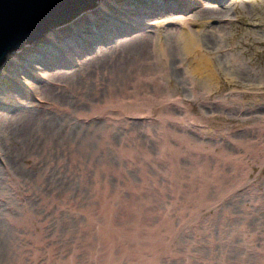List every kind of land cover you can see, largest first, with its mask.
I'll return each instance as SVG.
<instances>
[{
    "label": "rangeland",
    "instance_id": "rangeland-1",
    "mask_svg": "<svg viewBox=\"0 0 264 264\" xmlns=\"http://www.w3.org/2000/svg\"><path fill=\"white\" fill-rule=\"evenodd\" d=\"M179 1L136 0L132 6L111 0L103 6L105 17L114 13L118 19L88 17L82 27L69 24L61 35L50 29L43 41L24 43L5 56L0 65V264H264V0H187L195 4L189 8ZM142 13L144 18L137 19ZM188 17L189 24L178 22ZM183 28L196 31L208 66L204 72L189 68L191 57L179 38ZM142 33V51L134 58L124 51L125 63L105 49ZM96 47L101 57L89 59ZM136 59L148 63L139 68L152 71V82L143 79L136 86L126 78L127 66ZM98 76L103 79L95 92L92 80ZM57 80L63 84L54 86ZM112 85L117 91L108 90ZM107 97L117 99L105 105L102 115L73 120L77 113H90L96 101L104 105ZM50 103L69 107V114L54 113ZM38 111L52 115L44 116L49 130L60 121H75L70 133L60 130L66 136L53 129L49 136L56 137L54 145L72 142L78 158L63 156L56 147L31 166L49 143L25 149L19 127ZM57 159H65L60 169L67 178H60ZM49 161L54 163L50 168ZM45 169L48 179L54 177V197L39 188L36 175ZM20 181L26 184L19 186ZM15 185L32 189L35 196L19 198L20 192L10 191Z\"/></svg>",
    "mask_w": 264,
    "mask_h": 264
},
{
    "label": "bare ground",
    "instance_id": "bare-ground-1",
    "mask_svg": "<svg viewBox=\"0 0 264 264\" xmlns=\"http://www.w3.org/2000/svg\"><path fill=\"white\" fill-rule=\"evenodd\" d=\"M110 1L111 0H98V1H96L95 2V5L92 7V8H89V9H87V10H85L84 11V13H83V15H81V16H79V17H77V18H75L74 20H70L71 22H69L68 24L66 23L65 25H63V26H61L60 24L59 25H57V27H55V28H53V30L55 31V32H57V34L59 35L60 33H64V32H66L69 28L67 27V25H69V24H71L73 27H76V29L79 27V26H81L82 27V25L80 24V23H83V21H86L85 19L86 18H92V19H94L95 17L97 18V19H99V18H101V16H102V18L100 19V20H102V22H104L105 20H109V19H112L111 21H114V20H116V19H118L117 17H116V15H114V13H113V15H112V13L110 14L109 13V15H108V17L109 18H106L105 17V15H107L108 14V11H107V8L106 7H103V6H107L108 4H110ZM113 1V0H112ZM128 2H129V4H131L132 6L133 5H137V3H136V0H127ZM138 1V0H137ZM161 1H163V0H161ZM164 1H166V2H170V5L171 4H174V2L175 1H177V0H164ZM98 2V3H97ZM179 2H182V3H186V5H182L183 7H186V8H189L191 5L192 6H194L195 4L193 3V4H188V2H187V0H180ZM149 3V2H148ZM196 4L198 3V2H195ZM112 4V3H111ZM142 4V3H141ZM143 5V4H142ZM201 5V4H200ZM203 12L205 11V9H203L202 10ZM124 13H127V12H124ZM124 13H122L123 15H124ZM140 13V12H139ZM144 13V12H143ZM143 13H142V15H138V17H137V19H141V17L142 18H144V16H143ZM212 14L213 15H215V16H217V13H215L214 14V11L212 12ZM163 17V16H162ZM192 17V16H191ZM136 18V17H135ZM136 19V20H137ZM128 20H130L131 22L133 21L131 18H129ZM142 20V19H141ZM180 21H178L180 24H182V25H187V24H189V21L190 20H192L190 17H188V18H185V19H179ZM92 21V20H91ZM127 21V20H126ZM148 22V21H147ZM96 23V22H95ZM134 23V22H133ZM64 26H66V27H64ZM84 26V25H83ZM80 27V29H82ZM159 28V27H158ZM162 28V27H161ZM67 29V30H66ZM131 29V28H130ZM142 29V28H141ZM98 31V29L96 28V32ZM143 31V30H142ZM147 31V30H146ZM145 31V32H146ZM151 31V30H150ZM149 31V33H151ZM158 31V30H157ZM51 35L54 33L52 30H51ZM99 33V32H98ZM135 33V32H134ZM116 34V33H115ZM115 34H113V35H115ZM195 34H196V31L195 32H191V30H189V29H187V28H183V30H181V31H179V38H180V40H181V43H182V45H183V48H184V52L187 54V56H188V58H190L189 59V68H190V70H191V72L192 73H200L201 71H203L204 72V70L208 67L207 66V61H206V59L201 55V50H200V43H199V41L194 37L195 36ZM61 35V34H60ZM118 35V34H117ZM144 37H145V34L144 33H142V34H138L137 36H135V38H133V39H131L130 41H126V42H123V41H112L111 42V45H108L107 47H105V49L106 50H109L110 52H112L113 53V55L114 54H117V55H119V59H121L122 61H124L123 60V55H125L126 54V52L124 53V51H129L130 53H131V55H130V58L132 57V58H134L133 56H135V54L136 53H138V51L140 50V48H141V44H143V42H144ZM117 38V37H116ZM115 40V39H114ZM146 40V39H145ZM101 41V40H100ZM103 41H104V39H103ZM110 41V40H109ZM91 42V41H90ZM145 43V42H144ZM147 43V42H146ZM149 43V42H148ZM88 45V44H87ZM104 45V44H103ZM199 45V46H198ZM123 46H125V47H123ZM98 47V46H97ZM96 47V49L95 48H91V49H93L94 50V55L92 56V57H90L89 59H92V58H94L95 59V57L96 56H99V55H96V53H98V52H96V51H98L97 49H99V48H97ZM103 50H105L103 47H101ZM143 48V47H142ZM157 48H158V50L157 51H161V47H160V44L159 43H157ZM139 49V50H138ZM164 49V48H163ZM49 50V49H48ZM92 50V51H93ZM91 51V52H92ZM101 51V50H100ZM140 51H142V50H140ZM10 52H13V51H10ZM10 52H8L5 56L7 57L8 56V54L10 53ZM104 53V52H103ZM14 54V53H13ZM12 54V55H13ZM60 54V53H59ZM111 54V53H110ZM128 54V53H127ZM103 55V54H102ZM105 55V54H104ZM103 55V56H104ZM139 55V54H138ZM161 55V54H160ZM162 55H164V54H162ZM86 56V55H85ZM85 56H83V57H85ZM88 56V55H87ZM103 56H102V59H103ZM142 56V55H141ZM99 57H101V56H99ZM106 57V56H105ZM112 57V56H111ZM144 57V56H143ZM165 57H166V55H165ZM164 57V58H165ZM87 58V57H86ZM85 58V59H86ZM107 58V57H106ZM129 58V57H128ZM161 58V57H160ZM93 59V60H94ZM101 59V60H102ZM105 59V58H104ZM103 59V60H104ZM114 59H116V57H114ZM147 59V58H146ZM83 60H84V58H83ZM100 60V59H99ZM107 60V59H106ZM105 60V61H106ZM85 61V60H84ZM83 61V62H84ZM95 61H97V60H95ZM109 61V60H108ZM111 61V60H110ZM113 61H115V60H113ZM118 61V60H117ZM120 61V60H119ZM147 61H148V59H147ZM77 62V61H76ZM102 62V61H101ZM158 62V61H157ZM10 63V62H9ZM88 63V62H87ZM95 63V62H94ZM93 63V64H94ZM122 63V62H121ZM123 63H125V61L123 62ZM122 63V64H123ZM151 63V62H150ZM58 64V63H57ZM91 64H92V62H91ZM98 64V61H97V63H95V65H97ZM103 64H104V62H103ZM118 64V66H119V63H117ZM127 64V63H126ZM126 64H124V65H126ZM11 65V63L9 64V66ZM67 65V64H66ZM81 65H82V63H81ZM86 65V64H85ZM94 65V66H95ZM114 65H116V64H114ZM148 65V63L146 62V61H144V59H136V61L135 62H133V64H131L130 66H127L128 68H130V70H128L127 69V67H126V70H128V71H125L126 73H128V76L126 77L129 81L131 80V83H134V84H132V85H136V86H138V85H140L141 84V82H144L143 81V79L144 80H146V81H151L152 82V80L150 79V78H152L153 76H154V74H151L152 73V71L151 72H148L147 70V73H145V72H143V71H141L140 70V66H147ZM89 66H90V64H89ZM105 66H106V64H105ZM117 66V65H116ZM121 66V65H120ZM138 66V67H137ZM81 67V66H80ZM88 67V66H87ZM97 67V66H96ZM151 67H153V66H151ZM59 68V67H58ZM89 68V67H88ZM95 68V67H94ZM98 68V67H97ZM111 68V67H110ZM115 68V67H114ZM117 68V67H116ZM150 68V67H149ZM60 69V68H59ZM85 69H87V68H85ZM93 69V68H92ZM122 73H123V65H122ZM80 70V69H79ZM90 70V69H89ZM96 70H98V69H96ZM107 70H109L108 68H107ZM106 70V72H107V74L109 73L108 71ZM118 70H119V67H118ZM117 70V72H119L120 73V71H118ZM125 70V69H124ZM149 70H151V69H149ZM57 71V70H56ZM82 71V70H81ZM94 71V70H93ZM102 71V70H101ZM100 71V72H101ZM110 71V70H109ZM113 71H115L114 69L112 70V73H113ZM155 71V70H154ZM153 71V72H154ZM165 71V70H164ZM54 72H55V69H54ZM77 72H79V71H77ZM85 72V71H84ZM116 72V71H115ZM157 72V71H156ZM161 72V71H160ZM56 73L57 72H55V75H56ZM60 73H62V74H64L65 72H63V71H61ZM73 73H75V72H73ZM72 73V74H73ZM89 73H90V71H89ZM95 73H96V71H95ZM102 73V72H101ZM103 73H105V72H103ZM162 73V72H161ZM58 74V73H57ZM78 74V73H77ZM83 74V73H82ZM82 74H79V75H81L82 76ZM92 74V73H91ZM114 74V73H113ZM125 74V73H124ZM163 74V73H162ZM76 75V74H75ZM87 75V74H86ZM100 75V74H99ZM106 75V74H105ZM109 75V74H108ZM115 75V74H114ZM113 75V76H114ZM122 75V74H121ZM157 75H158V73H157ZM164 75V74H163ZM199 75V74H198ZM197 75V76H198ZM52 76V75H51ZM51 76H47L48 78L49 77H51ZM57 76H62V75H57ZM65 76V75H64ZM81 76L80 77H78V78H80L81 79ZM101 76V75H100ZM100 76H98V77H94V79L92 80V84L94 85V91L96 90V88L98 87V86H101L100 84H102L99 80L101 79V77ZM116 76V75H115ZM67 77H71V76H69V75H66L65 76V78H67ZM107 77H109V76H106L105 78H107ZM111 77V76H110ZM161 77H163V76H161ZM57 78V77H56ZM89 78V77H88ZM112 78V77H111ZM110 78V79H111ZM121 78H122V76H121ZM47 79V78H46ZM90 79V78H89ZM89 79H87L88 81H89ZM103 79V78H102ZM101 79V80H102ZM109 79V78H108ZM114 79H116V78H114ZM118 79H120V78H118ZM133 79V80H132ZM52 80V79H51ZM54 80V79H53ZM73 80V79H72ZM78 80V79H77ZM76 80V81H77ZM83 80V79H82ZM91 80V79H90ZM122 80V79H121ZM125 80V79H124ZM154 80V79H153ZM156 80H157V78H156ZM47 81H48V79H47ZM60 81H62V79L60 80ZM59 80H57L56 82H54L53 83V85L54 86H56L57 85V87H58V85H62V84H59V82H60ZM80 81V80H79ZM84 81V80H83ZM83 81H81V83H83ZM86 81V80H85ZM108 82H109V80H107ZM118 81V80H117ZM117 81H115V82H117ZM145 81V82H146ZM155 81V80H154ZM153 81V82H154ZM114 82V81H113ZM114 82V85L116 84ZM70 83V82H69ZM68 83V84H69ZM80 83V84H81ZM109 83H111L112 84V80H111V82H109ZM123 83V82H122ZM121 83V84H122ZM65 84H66V82H65ZM71 84V83H70ZM74 84V83H73ZM85 84H87V82L85 83ZM120 84V86H118L119 87V89L118 88H115V86H113L112 85V87H110V88H108V90H110V91H117V89L119 90V92L120 91H122V90H124L123 89V85H125V84H122L121 85ZM128 84H129V82H128ZM72 85V84H71ZM70 85V86H71ZM89 85H91V84H89ZM109 85V84H108ZM116 85H119V84H116ZM50 86V85H49ZM79 86H82V85H79ZM86 87H88L87 85H85ZM135 86V87H136ZM143 86V85H142ZM47 87V86H46ZM56 87V88H57ZM61 87V86H60ZM64 87V86H63ZM72 87V86H71ZM104 87V86H103ZM102 87V88H103ZM107 87V86H106ZM121 87V88H120ZM52 88V87H51ZM54 88V87H53ZM79 88V87H78ZM84 88V87H83ZM82 88V89H83ZM99 88V87H98ZM101 88V87H100ZM140 88H142V87H140ZM55 89V88H54ZM58 89V88H57ZM71 89V88H70ZM75 89V88H74ZM76 89H77V85H76ZM81 89V90H82ZM121 89V90H120ZM46 90H48V88L46 89ZM66 90H68L67 88H66ZM101 90V89H100ZM99 90V91H100ZM53 91V90H52ZM57 91V90H56ZM56 91H55V93H56ZM62 91H64V90H62ZM84 91V90H83ZM98 91V92H99ZM109 91V92H110ZM34 91H32V93H33ZM74 92V91H73ZM96 92V91H95ZM36 93V92H35ZM117 93V92H116ZM124 93V92H123ZM34 94V93H33ZM37 94V93H36ZM39 94H40V91H39ZM63 93H61V95H62ZM69 94H70V92H69ZM81 95V91H78L77 92V95ZM35 95V94H34ZM54 95H56V94H54ZM57 95H58V93H57ZM57 95H56V98H57ZM111 95V94H110ZM114 94H112V96H113ZM47 96V95H46ZM69 96V95H68ZM75 96V95H74ZM115 96H117L116 94H115ZM58 97L60 98V95H58ZM64 97H66V96H64ZM76 97V96H75ZM122 96H120V98H121ZM4 99H6L7 97H3ZM54 98V97H53ZM52 98V99H53ZM80 98H82V96L80 97ZM114 98H116V97H114ZM114 98H111V97H107V99L106 100H104L105 101V103H104V105H101L99 102H98V104H96L95 105V103L97 102H95V101H93V102H95L94 104L92 103L91 105H94V107H91V109H92V111L90 112V113H86V114H83V113H77L76 115H73V120H77L78 119V117H82V118H84V120H87V119H91L92 117H94V116H98L99 115V113L102 115V113L101 112H103V110L105 109V105L107 106V104L108 103H113L114 102ZM151 98V97H150ZM42 99H44V98H42ZM68 99H70V98H68ZM76 99H77V97H76ZM117 99V98H116ZM115 99V100H116ZM119 99V98H118ZM72 100H75L74 98L72 99ZM79 100V99H78ZM121 100V99H120ZM57 101H59V100H57ZM65 101H67V100H65ZM82 101V100H81ZM118 101V100H117ZM50 102V101H49ZM56 102V101H55ZM64 102V101H63ZM72 102V101H71ZM70 102V103H71ZM74 103H76L75 101H73ZM54 103V102H53ZM53 103H50V108L54 111V113L55 112H65L64 114H66V115H68L69 113L68 112H70V111H68V110H70V109H68L67 108V106L65 107V105H62V104H53ZM60 103V102H59ZM65 103V102H64ZM68 103V102H67ZM74 103H72V104H74ZM80 103V102H79ZM115 103H116V101H115ZM71 104V105H72ZM70 105V106H71ZM69 106V105H68ZM75 107V106H74ZM73 107V108H74ZM108 107V106H107ZM24 108V107H23ZM89 108H90V106H89ZM36 109H38V108H36ZM51 109H49L50 111H51ZM68 109V110H67ZM29 110V109H28ZM75 110V109H74ZM76 110H78V109H76ZM102 110V111H101ZM16 111H18V110H16ZM32 111V110H31ZM37 111V110H36ZM35 111V112H36ZM41 111H42V109H41ZM106 111V110H105ZM28 112V111H27ZM39 112V111H38ZM23 113V112H22ZM15 114H17L16 112H15ZM28 114V113H27ZM36 114V113H35ZM35 114H32V118L31 117H28V118H26L27 120L25 121L26 122V124L25 125H21L19 128L20 129H22L23 130V132H24V136L21 138L22 140L20 141V143H22L23 144V146H26L27 148H25V149H30V150H32L31 148H38L39 147V145L41 144V143H43V142H45V141H48V143H49V145H47L46 146V148L45 149H43L41 152H39L37 155H38V157L37 156H33V155H31L32 153H34L33 151L31 152V154L29 153V152H27V154L29 153V155H31V156H33V157H35L34 158V162H32L31 163V166L33 167H35L36 165H37V162H36V160H39L38 158L40 157L39 155H42V154H49V153H52V151L56 148V147H58V150L57 151H59V153H61V155H66V156H73V157H77L76 156V152H75V146H74V144L72 143V142H69L67 145H63L62 146V144H52L53 143V141H55V140H57L56 139V137L55 138H53L54 136H49V134L51 135L52 134V129H53V131L55 132V133H58V132H61L60 130H62V132H63V128H66L67 130H68V128H72L71 126L74 124V122L75 121H73L71 118V120L73 121V122H70L69 120L68 121H64L62 124L59 122V125H58V127L55 125V129L52 127V129L50 128V130L49 129H47V128H45V126L46 125H48L47 123L49 122L48 120H47V118L46 117H44L46 114L48 115L49 114V111H48V113H46L45 115H42L40 112H39V114L38 115H35ZM53 114V113H52ZM92 114H96V115H92ZM18 115H19V113H18ZM20 115H22L21 113H20ZM25 115V114H24ZM46 115V116H47ZM56 115V114H55ZM58 115H59V113H58ZM12 116H13V114H12ZM49 117H51L50 115H48ZM126 116V115H125ZM19 117V116H18ZM48 117V118H49ZM54 117V116H53ZM69 117H71V116H69ZM77 117V118H76ZM106 117V116H105ZM23 118V117H22ZM62 118V117H61ZM63 118H64V116H63ZM5 119V118H4ZM3 119V120H4ZM13 119V118H12ZM16 119V118H15ZM19 119V118H18ZM25 119V118H24ZM50 119V118H49ZM52 119H54V118H52ZM160 118H158V120H159ZM162 119V118H161ZM161 119H160V121H161ZM8 120V119H7ZM10 120H11V118H10ZM10 120H8V121H10ZM163 120V119H162ZM6 122V121H5ZM12 122V121H11ZM54 122V121H53ZM55 122H56V120H55ZM8 123V122H7ZM19 123H20V121H19ZM58 123V122H57ZM73 123V124H72ZM162 123V122H161ZM6 124V123H5ZM11 124V123H10ZM21 124V123H20ZM55 124V123H54ZM2 125V124H1ZM6 125H8V124H6ZM51 125H53V123L51 124ZM3 126H5L4 125V123H3ZM23 126V127H22ZM24 126L26 127V130L24 131ZM54 126V125H53ZM73 127H74V125H73ZM75 127H76V125H75ZM1 128V127H0ZM5 128V127H4ZM13 129H15V127L13 128ZM13 129H11V130H13ZM46 129H47V131H46ZM6 130V129H5ZM7 130H9L8 128H7ZM11 130H9V131H11ZM16 130V129H15ZM14 130V131H15ZM45 130V131H44ZM2 131V130H1ZM4 131V130H3ZM18 131H19V129H18ZM43 131H44V133H43ZM53 132V133H54ZM62 132H61V135H64V136H66L67 135V133L69 132V130H68V132L66 133V135L65 134H62ZM65 132V131H64ZM0 133H2V132H0ZM10 132H8V134H9ZM13 133V132H12ZM11 133V134H12ZM70 133V132H69ZM10 134V135H11ZM17 134V133H16ZM22 134V133H21ZM60 134V133H59ZM0 135H2V134H0ZM9 135V136H10ZM13 135V134H12ZM55 135V134H54ZM57 135V134H56ZM7 136V135H6ZM19 136V135H18ZM58 136V135H57ZM13 137V136H12ZM45 137H47V138H45ZM60 137H62V136H60ZM1 138H3V137H1ZM5 138V137H4ZM16 138V137H15ZM14 138V139H15ZM20 138V137H19ZM7 139V138H6ZM60 139V138H59ZM62 139H64V138H62ZM16 141V140H15ZM7 142V141H6ZM18 142V141H17ZM16 142V143H17ZM56 142V141H55ZM19 143H17V145H18ZM21 144V145H22ZM3 145V144H2ZM238 146H239V144H238ZM256 146V145H255ZM3 147V146H2ZM6 147V146H5ZM20 147V146H19ZM243 147H245V146H243ZM247 147V146H246ZM22 148V147H21ZM238 148V147H237ZM240 148V147H239ZM248 148V147H247ZM256 148V147H255ZM5 149V148H4ZM242 149V148H241ZM250 149H252V147L250 148ZM244 150V149H243ZM248 150V149H247ZM8 151V150H7ZM21 151H23V150H21ZM28 151V150H27ZM244 151H246V150H244ZM253 151V150H252ZM256 151V150H255ZM2 152V151H1ZM5 151H3V155L5 154L4 153ZM26 152V151H25ZM9 153V152H8ZM8 153H7V155H8ZM18 153H20V151H18ZM252 153V152H251ZM255 153V152H254ZM10 154V153H9ZM26 154V153H25ZM12 155H14V154H12ZM11 155V156H12ZM16 155V154H15ZM1 156V155H0ZM23 156V155H22ZM65 156V157H66ZM226 156H228V155H226ZM16 157V156H15ZM18 157V156H17ZM67 157V158H68ZM2 158V157H1ZM19 158V157H18ZM78 158V157H77ZM77 158H76V161H77ZM3 159V158H2ZM10 159V158H9ZM21 159H22V157H21ZM68 159H70V158H68ZM75 159V158H74ZM64 161H65V159H63ZM63 160L62 159H57V160H55V163L56 164H54L52 161H49V162H47L46 163V165H48V168H50L53 164L56 166V168H57V170H58V173H59V175H60V178H61V167H62V165H63ZM70 160H72V159H70ZM3 161V160H2ZM12 161V160H11ZM75 161V160H74ZM80 161V160H79ZM73 163V162H72ZM75 163V162H74ZM76 163H78V162H76ZM11 164H12V162H11ZM88 164H90L89 162H88ZM8 165H10L9 163H8ZM27 165H28V163H27ZM83 165V164H82ZM86 165V164H85ZM5 166V165H4ZM14 166V165H13ZM12 165H11V167H13ZM73 165L71 164L68 168L70 169L71 167H72ZM74 167V166H73ZM78 167V166H77ZM86 167V166H85ZM10 168V167H9ZM41 168V167H40ZM67 168V169H68ZM82 168H83V166H82ZM1 169V171L2 172H4L3 171V169L2 168H0ZM31 169V168H30ZM89 169H90V167H89ZM48 170V169H47ZM34 171V170H33ZM39 171V170H38ZM40 171H42L41 172V174H39V173H37L38 175H36V176H38V182L40 183V187L39 188H41V189H43V187H45V188H48L49 189V191L51 192V195H50V197L51 196H53V193H54V195L56 194L55 192V190L57 189V188H55V184H53V181H52V179L54 178L53 176H52V178L51 179H48V171H47V174H46V169L45 170H40ZM44 171V172H43ZM53 171V170H52ZM60 171V172H59ZM2 172H1V174H2ZM8 172V171H7ZM63 172V171H62ZM13 173H14V171H13ZM51 173V172H50ZM49 173V174H50ZM53 174V173H52ZM75 174V173H74ZM4 175V174H3ZM8 175V174H7ZM10 175H11V173H10ZM2 176V175H1ZM68 177V175L66 174V173H63L62 174V177H65V178H67ZM3 177V176H2ZM1 177V178H2ZM5 177V176H4ZM6 177H9V176H6ZM234 177V176H233ZM235 177H237L236 175H235ZM11 178H12V175H11ZM50 178V177H49ZM3 179H5V178H3ZM14 180V179H13ZM15 180H17V179H15ZM26 180V179H25ZM1 181H3V180H1ZM12 182V181H11ZM10 182V183H11ZM46 182V183H45ZM28 183H29V181H28ZM14 184V183H13ZM12 184V186H14ZM24 184H26L25 182L23 183V182H21L20 181V183L18 184L19 186L20 185H24ZM35 185H36V183H34ZM56 184H58V182L56 183ZM18 185H15L16 187H10V191H11V189H13V193L15 192V193H19V198H20V196L21 195H23V197L25 196L26 198H30V200H31V197L32 196H35L33 193H34V191L32 190V189H30L29 190V188H23V187H19ZM35 185H34V187H35ZM27 186V185H26ZM31 186H32V184H31ZM31 186H30V188H31ZM58 187V186H57ZM38 188V189H39ZM44 188V189H45ZM43 189V190H44ZM59 190H60V188H59ZM62 190V189H61ZM60 190V191H61ZM2 191V190H1ZM47 191V190H46ZM37 192V191H36ZM44 192V191H43ZM42 192V193H43ZM12 193V194H13ZM15 193H14V195H15ZM41 193V194H42ZM61 193V192H60ZM59 193V194H60ZM63 193V192H62ZM61 193V195H63ZM4 193H2V195H3ZM21 194V195H20ZM48 194V193H47ZM58 194V195H59ZM1 195V194H0ZM10 195V194H9ZM8 195V196H9ZM57 195V196H58ZM256 195V194H255ZM254 195V196H255ZM7 196V195H6ZM11 196V195H10ZM38 196L40 197V194H38ZM43 196V195H42ZM46 196V195H45ZM56 196V197H57ZM250 196V195H249ZM254 196H252V198H254ZM15 197V196H14ZM17 197V198H18ZM22 197V196H21ZM54 197V196H53ZM251 197V196H250ZM25 198V199H26ZM47 198V197H46ZM45 198V199H46ZM49 198V197H48ZM77 198H79V197H77ZM251 198V199H252ZM255 198H256V196H255ZM259 198V197H258ZM258 198H256V199H258ZM2 199V197L0 198V200ZM4 199H5V197H4ZM10 199V198H9ZM15 199V198H14ZM39 199V198H38ZM50 199V198H49ZM48 199V200H49ZM53 199V198H52ZM51 199V200H52ZM56 199V198H55ZM20 200V199H19ZM35 200V199H34ZM33 200V201H34ZM42 200H43V198H42ZM77 200V199H76ZM21 201V200H20ZM24 201V200H23ZM78 201H79V199H78ZM261 201V200H260ZM259 201V202H260ZM22 202V201H21ZM29 202V201H28ZM43 202H44V200H43ZM48 201L46 200V203H47ZM55 202V201H54ZM250 202H251V200H250ZM263 202V201H262ZM261 202V203H262ZM52 203V202H51ZM7 204V203H6ZM22 204H23V202H22ZM21 204V205H22ZM54 204V203H53ZM254 204V203H253ZM252 205V204H251ZM262 205L263 204H261V206L260 207H262ZM253 206H255V205H253ZM252 207V206H251ZM16 208H17V206H16ZM255 208H256V206H255ZM258 208H259V205H258ZM29 209V208H28ZM245 209V208H244ZM29 211V210H28ZM245 211H247V210H245ZM30 212V211H29ZM14 213V212H13ZM28 213V212H27ZM248 213H250V212H248ZM252 213H254V212H252ZM252 213H251V215H252ZM30 214V213H29ZM43 215V214H42ZM29 216V215H28ZM37 216V215H36ZM38 216H40L41 217V215H38ZM244 216V215H243ZM7 217V216H6ZM39 217V218H40ZM43 217H46V216H43ZM245 217H247V215L245 216ZM244 217V218H245ZM36 218V217H35ZM11 219V218H10ZM41 219H43V218H41ZM243 219V218H242ZM246 219V218H245ZM25 220V219H24ZM36 220H37V218H36ZM49 220H51L50 218H49ZM244 220V219H243ZM13 221V220H12ZM23 221V220H22ZM33 220H31V222H32ZM35 221V220H34ZM247 221V220H246ZM47 222V220L45 221V223ZM49 222V221H48ZM10 223H12V222H10ZM44 223V222H43ZM17 224V223H16ZM17 226H18V224H17ZM30 226V225H29ZM23 228V227H22ZM27 228V227H26ZM2 229V228H1ZM30 231H32V230H30ZM48 231V230H47ZM46 231V232H47ZM27 232V231H26ZM49 232V231H48ZM47 232V233H48ZM1 233H3V232H1ZM5 233V232H4ZM29 233V232H28ZM54 233V232H53ZM65 233V232H64ZM69 233V232H68ZM24 234V233H23ZM27 234V233H26ZM69 234H72V233H69ZM68 234V235H69ZM4 235V234H3ZM28 235V234H27ZM65 235V234H64ZM1 236V235H0ZM19 236V235H18ZM66 236H67V234H66ZM28 237V236H27ZM59 237V236H58ZM65 237V236H64ZM15 238V237H14ZM61 238V237H60ZM20 239V238H19ZM27 239V238H26ZM57 239V238H56ZM2 240H5V239H2ZM9 240H8V238H7V242H8ZM11 241V240H10ZM13 241V240H12ZM18 241H20L21 242V240H18ZM22 241H23V236H22ZM2 242V241H1ZM6 242V243H7ZM15 242V241H14ZM16 242H17V240H16ZM20 242H17V243H19V244H21ZM24 242H26V241H24ZM23 243V242H22ZM24 244V243H23ZM23 244H22V246H23ZM26 244V243H25ZM10 245V244H9ZM16 245V244H15ZM14 245V246H15ZM12 246H13V244H12ZM21 246V245H20ZM24 247H26V245L24 246ZM23 247V248H24ZM10 249H11V247H9ZM13 248V250L12 251H14V247H12ZM17 248V247H16ZM19 249H20V247H18ZM18 249V250H19ZM22 250V249H21ZM9 251V250H8ZM11 252V251H10ZM15 252V251H14ZM243 252V251H242ZM241 252V253H242ZM12 253V252H11ZM17 253V252H16ZM19 254V253H18ZM20 254H21V252H20ZM244 254V253H243ZM12 255V254H11ZM14 255V254H13ZM12 255V256H13ZM25 255V254H24ZM21 257H22V254L20 255ZM17 257H19V256H17ZM16 257V258H17ZM14 259H15V257H14ZM23 259H25V258H23ZM11 262H13L11 259H9ZM15 260H17V259H15ZM14 260V261H15ZM19 260H20V258H19ZM26 260V259H25ZM21 261V260H20ZM23 262H25L24 260H22ZM8 263H9V261H8ZM14 263V262H13ZM21 264H22V262H20ZM5 264V263H4ZM11 264V263H10ZM24 264V263H23ZM26 264V263H25ZM253 264V263H252Z\"/></svg>",
    "mask_w": 264,
    "mask_h": 264
},
{
    "label": "water",
    "instance_id": "water-1",
    "mask_svg": "<svg viewBox=\"0 0 264 264\" xmlns=\"http://www.w3.org/2000/svg\"><path fill=\"white\" fill-rule=\"evenodd\" d=\"M98 0H0V65L10 51L34 45ZM65 27V26H64Z\"/></svg>",
    "mask_w": 264,
    "mask_h": 264
}]
</instances>
